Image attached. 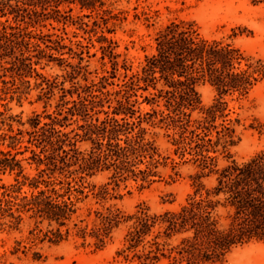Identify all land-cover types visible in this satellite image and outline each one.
I'll list each match as a JSON object with an SVG mask.
<instances>
[{"label": "trees", "instance_id": "trees-1", "mask_svg": "<svg viewBox=\"0 0 264 264\" xmlns=\"http://www.w3.org/2000/svg\"><path fill=\"white\" fill-rule=\"evenodd\" d=\"M76 1L81 10L97 12L99 19L92 21L90 30L97 32L99 28V39L107 42L101 49L110 60L111 71L97 83L80 86L72 82L71 88L66 89L56 77L47 78L36 70L44 58L47 62L63 61L53 53L67 47L62 37L52 38L51 34L29 26L49 17L58 20L57 16L62 15L60 6ZM103 5L102 0H0L1 16L11 15L13 20L11 23L6 18L0 22L2 76L8 74L12 85L16 78H41L37 85L46 99L55 89L60 92L56 104L59 109L54 115L35 113L29 118L30 129H17L1 136L9 142L6 149L0 148V172L16 171V176L13 183L0 184V219L6 220L0 224L17 228L27 218L32 222L29 233L33 244L37 239L59 243L74 236L95 249H102L111 232L125 225L124 247L117 253L127 258L131 252L140 264H223L232 248L254 239L264 241V151L242 162L230 159L228 146L234 143V129L224 119L219 127L214 124L224 116V102L219 99L203 109L202 117H191L200 104L196 89L199 83H209L219 95L246 94L264 79V59L247 56L222 38L203 37L193 21H171L157 32L154 52L145 55L140 70L115 84L117 89L103 90L114 84L110 79L118 70L112 41L103 31L111 32V19H120L102 9ZM77 21L88 26L82 17L78 16ZM77 45L84 47L80 41ZM68 65L71 70L67 77L73 81L84 66L80 62ZM150 87L153 92H149L150 97L143 95V100L157 106L162 100L163 108L153 107L142 114L134 107L135 97L139 89L148 91ZM10 89L4 87L1 91L8 93ZM67 94H76V98L65 99ZM110 95L116 97L112 106ZM104 103H108L110 111L98 109ZM101 111L105 116L94 118ZM72 118L83 121L76 127L80 132L64 130L66 121ZM8 120L12 121V117L8 116L7 121L1 119L0 123L7 124L8 131L13 132ZM144 122L171 128L174 152L181 157L191 155L198 168L191 175L192 192L178 209L160 213L150 212L144 206L124 212L110 205H87L84 211L77 203L86 199L89 192L98 201L114 197L108 183L85 184L87 177L107 171L108 178L117 185L139 177L148 181L157 175L156 156L161 154L154 140L146 138ZM24 133V149L13 152L23 143ZM81 140L91 142L88 150L79 149L77 142ZM27 150L31 154L25 159L34 164L32 175L24 173L22 159L16 157ZM218 154L230 160L217 167ZM211 175V183L203 181ZM24 186L27 189L23 190ZM41 256L36 250L32 252L34 259Z\"/></svg>", "mask_w": 264, "mask_h": 264}, {"label": "rangeland", "instance_id": "rangeland-1", "mask_svg": "<svg viewBox=\"0 0 264 264\" xmlns=\"http://www.w3.org/2000/svg\"><path fill=\"white\" fill-rule=\"evenodd\" d=\"M102 9H108L111 14H116L120 19H111L108 26L111 32L106 30L103 34L112 41L113 51L118 62V70L115 77L111 78L113 85H106L105 89L113 91L118 88L115 84H121L127 77L140 70L145 55L154 52V38L157 32L171 21H193L200 34L208 39H224L233 43L245 55L253 58L264 59V1L263 0H102ZM71 8L70 11H67ZM62 15L57 19L49 17L29 26V29L51 34L52 38L62 37V43L67 47L60 52L53 51L57 58L62 57L63 61L57 60L47 62L42 59L41 64L36 65V70L47 78L56 77L58 83L66 89L71 88L72 82L83 86L91 82L97 83L101 76L108 75L111 71V63L107 56H103L101 46L107 42L100 40L99 28L97 32L91 31L92 21L97 12L79 8L78 2L60 6ZM67 11V12H66ZM100 12V10H99ZM91 14L89 17L85 16ZM82 17L88 26L80 25L77 21ZM8 18L13 23L11 15L1 16L0 22ZM111 22H115L112 26ZM84 46L79 47L77 42ZM71 48L73 51H69ZM62 52V54H60ZM80 53L77 54V53ZM82 57V60L79 59ZM80 62L84 66L73 81L67 77L71 70L68 64L76 65ZM4 72L0 69V115L1 119L11 116L13 132L8 131L5 123H0V148L6 149L8 139L2 140L3 133L13 134L17 129L23 131L30 129L29 118L35 113H50L52 115L59 109L56 104L59 100L60 92L54 90V94L46 99L42 95V89L37 83L41 78L34 75L27 76L22 80L15 79L12 85L8 74L2 76ZM86 78V79H84ZM28 80V83L25 82ZM6 82V84L3 83ZM24 81V82H23ZM158 87L160 84L157 85ZM10 87L8 93L1 90ZM199 94L200 104L192 111V118H199L204 115L203 109L210 106L216 99L224 102L222 117H218L214 124L219 127V123L224 119L229 122L234 129V143L228 146L230 159L238 162L246 161L257 153L264 151V79L256 83L246 94H222L219 95L216 89L209 83H199L196 86ZM153 92L150 87L148 91L139 89L135 97L137 102L135 108L140 113L151 111V108H163L162 100L158 106L147 103L143 100V95ZM96 94H99L97 91ZM110 106L115 104V96L110 95ZM19 98V99H18ZM76 98V94L71 97L66 95L65 99ZM99 110H108V103H104ZM105 114L101 111L94 115L102 119ZM42 120H45L42 118ZM83 123L81 119L66 121L65 131L80 132L77 125ZM146 128V138L154 140L158 148L160 157L156 156L159 164L155 168L156 176L149 177L148 181L128 179L120 181L117 185L108 176L110 172H99L92 177H87L85 184H105L114 197L105 201H98L89 192L83 201L77 204L83 207L92 205L95 207L114 206L124 212H133L138 206L148 207L150 212L160 213L165 210H176L186 200L192 192L191 175L198 169L196 163L191 159V155L179 156L174 152L175 145L172 143L173 130L166 128L159 123H142ZM73 134V133H71ZM211 136L215 137V130L212 129ZM27 135H23V143L16 146L15 151L23 150L26 144ZM81 150H88L91 146L89 140L77 142ZM30 151L17 153L16 157L22 159L24 173L32 175L34 164L27 158ZM230 159L222 154L216 158L217 167L225 165ZM144 165L141 164L140 168ZM16 171L4 173L0 172V184L14 182ZM214 175L204 178L203 181L211 183ZM21 179V177L19 178ZM27 186L23 187V190ZM87 191V188H85ZM6 221L0 219V223ZM32 222L27 218L19 224L17 228L0 224V264H140L135 257L125 258L117 251L123 248L122 239L125 232V225H121L111 232L110 239L102 249H95L92 244L81 243V239L70 236L59 243H51L46 239L36 240L33 244L29 233ZM87 241H91L88 238ZM24 246V247H23ZM16 248L18 251L14 252ZM36 250L41 253L40 259H34L32 252ZM223 264H264V241L251 240L250 242L232 248L225 256Z\"/></svg>", "mask_w": 264, "mask_h": 264}]
</instances>
